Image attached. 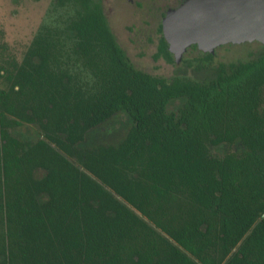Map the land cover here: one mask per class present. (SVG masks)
<instances>
[{
    "label": "trees",
    "instance_id": "16d2710c",
    "mask_svg": "<svg viewBox=\"0 0 264 264\" xmlns=\"http://www.w3.org/2000/svg\"><path fill=\"white\" fill-rule=\"evenodd\" d=\"M51 13L0 62V264H264V46L165 78L102 0Z\"/></svg>",
    "mask_w": 264,
    "mask_h": 264
},
{
    "label": "rangeland",
    "instance_id": "374dc122",
    "mask_svg": "<svg viewBox=\"0 0 264 264\" xmlns=\"http://www.w3.org/2000/svg\"><path fill=\"white\" fill-rule=\"evenodd\" d=\"M102 2L112 31L136 68L152 75L194 77L192 70L198 64L196 60L201 59L199 63L202 67L208 65L207 61L217 65L220 62L246 60L260 50L261 44L257 42L223 45L213 55L190 49L183 57L184 62L175 64L162 55L158 56L153 32L155 20L151 18H158L163 9L177 5L179 0H134L142 7L128 0ZM51 17V0H0V62L10 58L20 61L39 26L49 22ZM4 85L5 81L0 79V87ZM118 121L114 119L112 123Z\"/></svg>",
    "mask_w": 264,
    "mask_h": 264
},
{
    "label": "water",
    "instance_id": "95a60500",
    "mask_svg": "<svg viewBox=\"0 0 264 264\" xmlns=\"http://www.w3.org/2000/svg\"><path fill=\"white\" fill-rule=\"evenodd\" d=\"M161 27L175 64L191 46L212 55L227 44L264 46V0H183L165 12Z\"/></svg>",
    "mask_w": 264,
    "mask_h": 264
},
{
    "label": "flooded vegetation",
    "instance_id": "af4514ba",
    "mask_svg": "<svg viewBox=\"0 0 264 264\" xmlns=\"http://www.w3.org/2000/svg\"><path fill=\"white\" fill-rule=\"evenodd\" d=\"M103 1V0H102ZM130 3H133L135 6H139L142 7V5L138 2H134V0H128ZM183 0H179V2L177 3V5L175 6H169L167 7L165 10L163 9L161 13L158 14V18H151L152 20H155V24H154V35H155V39L157 41V46H156V50L157 52H159L160 46H161V42L163 38V34H162V27H161V23H162V19L165 15V12L171 8H176ZM103 3V2H102ZM152 14V13H151ZM152 16V15H151ZM110 26V25H109ZM111 29V27H110ZM112 30V29H111ZM113 32V31H112ZM114 34V32H113ZM115 35V34H114ZM116 37V35H115ZM117 42L119 43V45L122 47V49L126 52V55L128 56V58L130 59V61L134 64V61L132 60V58L130 57V55L128 54V52L126 51V49L120 44V42L118 41L117 37H116ZM190 49H197L196 46H191L188 50ZM187 50V51H188ZM136 67V66H135ZM138 69V68H137ZM140 70V69H139ZM156 76V75H155Z\"/></svg>",
    "mask_w": 264,
    "mask_h": 264
}]
</instances>
